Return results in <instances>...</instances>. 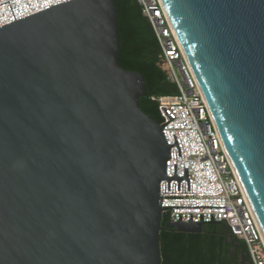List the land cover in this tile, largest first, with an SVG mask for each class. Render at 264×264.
<instances>
[{"label":"water","instance_id":"water-1","mask_svg":"<svg viewBox=\"0 0 264 264\" xmlns=\"http://www.w3.org/2000/svg\"><path fill=\"white\" fill-rule=\"evenodd\" d=\"M161 3L264 241V0ZM119 30L113 0L0 27V264H161L167 209L225 208L161 206L162 180L190 190L189 168L167 175L171 147L182 156L163 131L174 118L142 110L145 79L121 67Z\"/></svg>","mask_w":264,"mask_h":264},{"label":"built area","instance_id":"built-area-1","mask_svg":"<svg viewBox=\"0 0 264 264\" xmlns=\"http://www.w3.org/2000/svg\"><path fill=\"white\" fill-rule=\"evenodd\" d=\"M69 0H0V27L21 20ZM150 21L161 48L160 66L178 94L153 98L159 104L161 124L169 122L166 107L174 119L163 131L171 147L167 175L183 177L189 168L188 181L161 182L162 207H225L167 209L174 223H225L231 233L245 242L252 264H264V241L257 227L249 201L225 150L208 104L188 60L172 29L161 0H137ZM5 3V4H4ZM10 3V4H9ZM13 11V12H12ZM15 16V17H14Z\"/></svg>","mask_w":264,"mask_h":264},{"label":"trees","instance_id":"trees-1","mask_svg":"<svg viewBox=\"0 0 264 264\" xmlns=\"http://www.w3.org/2000/svg\"><path fill=\"white\" fill-rule=\"evenodd\" d=\"M118 8L120 65L144 76L146 94L142 110L162 122L159 104L153 98L178 94L160 66L161 48L150 21L137 0H113ZM167 215V214H166ZM162 220L159 236L161 264H252L245 242L235 237L227 224H204L200 234L177 232Z\"/></svg>","mask_w":264,"mask_h":264},{"label":"flooded vegetation","instance_id":"flooded-vegetation-1","mask_svg":"<svg viewBox=\"0 0 264 264\" xmlns=\"http://www.w3.org/2000/svg\"><path fill=\"white\" fill-rule=\"evenodd\" d=\"M161 124V123H160Z\"/></svg>","mask_w":264,"mask_h":264}]
</instances>
